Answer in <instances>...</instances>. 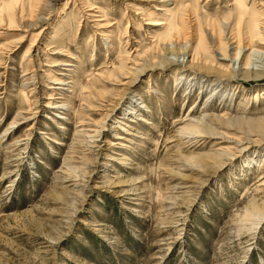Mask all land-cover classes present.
<instances>
[{"label": "rangeland", "instance_id": "1", "mask_svg": "<svg viewBox=\"0 0 264 264\" xmlns=\"http://www.w3.org/2000/svg\"><path fill=\"white\" fill-rule=\"evenodd\" d=\"M255 123L264 0H0V264H264Z\"/></svg>", "mask_w": 264, "mask_h": 264}, {"label": "bare ground", "instance_id": "2", "mask_svg": "<svg viewBox=\"0 0 264 264\" xmlns=\"http://www.w3.org/2000/svg\"><path fill=\"white\" fill-rule=\"evenodd\" d=\"M236 2V1H235ZM243 2V1H242ZM240 4V3H239ZM243 5V4H242ZM244 6V5H243ZM242 7V6H241ZM254 22H256V21H254ZM252 24H253V22H252ZM254 28V27H253ZM263 40V39H262ZM259 44V43H258ZM55 83L56 84H62V82H60V81H55ZM17 121H13L12 123H11V126L12 125H14L15 123H16ZM10 126V127H11ZM186 129V128H185ZM191 129V131L193 130L192 129V127L190 128ZM255 129L257 130V132H259L260 134H263L264 135V125H261V124H259V123H255ZM188 132V131H187ZM193 132V131H192ZM116 137H118V135L116 136ZM241 151V150H240ZM258 210H256V207H252L248 212H247V216L248 215H252V214H255L256 212H257Z\"/></svg>", "mask_w": 264, "mask_h": 264}]
</instances>
